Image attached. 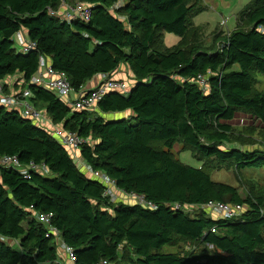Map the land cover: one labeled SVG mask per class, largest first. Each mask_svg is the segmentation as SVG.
<instances>
[{"label":"trees","instance_id":"obj_1","mask_svg":"<svg viewBox=\"0 0 264 264\" xmlns=\"http://www.w3.org/2000/svg\"><path fill=\"white\" fill-rule=\"evenodd\" d=\"M64 1L89 4L90 20L51 15ZM207 10L203 0H0V82L19 74L15 92L27 88L29 101L44 104L55 125L93 142L80 150L84 163L122 193L156 206L111 202L105 186L46 130L0 107V157L48 169L25 178L0 167V235L18 242L0 243V264H64L51 228L73 251L75 264H264L263 199L243 197L211 176L216 165L264 168L263 150L232 144L236 116L264 129V93L253 90V73L264 75V0H251L240 12L239 25L247 30L238 25L229 36L215 32V41L224 39L219 50L203 45L207 28L193 23ZM20 31L35 50L18 51L14 37ZM164 33L178 36L177 45L166 49ZM40 56L64 72L76 92L121 65L129 67L134 85L127 96L106 94L96 112L79 111L30 83ZM199 75L209 78L208 94L194 83ZM118 113L129 116L107 117ZM177 144L193 149L204 167L180 162L171 151ZM207 161L214 164L205 167ZM209 202L246 210L225 220L173 208ZM41 214H52L49 226L38 221ZM184 240L204 248L188 255L162 252Z\"/></svg>","mask_w":264,"mask_h":264},{"label":"built area","instance_id":"obj_2","mask_svg":"<svg viewBox=\"0 0 264 264\" xmlns=\"http://www.w3.org/2000/svg\"><path fill=\"white\" fill-rule=\"evenodd\" d=\"M50 14L58 17L62 21L72 22L74 20L89 21L92 15V8L89 4L80 1H74L72 4L62 2L58 10H49ZM15 45L18 51L22 54H27L36 49V44L29 41L23 32H18L15 37ZM30 83L45 88L56 94L63 102L73 109L79 111L94 112L97 110L98 103L106 94L112 91H117L123 96H127L130 90V85L121 79H116L107 74L100 75V80L95 87L90 90L83 88L76 92L71 87L68 76L64 72L56 71L53 66L46 61V58L40 56L39 67L37 72L32 76ZM194 83H196L204 94L210 91L209 78L204 75H199ZM5 82H0V107H4L8 111H17L21 116L39 128L46 130L59 144H61L69 153L71 158L79 164L86 174L99 180L104 186V196L111 202L116 203L124 200L128 203H134L143 206L147 209H156V206L147 201L144 196L136 194H125L116 188L115 181L110 179L101 171H95L90 165L84 163L80 154L81 148L85 144L93 145L90 139H84L78 133L66 130L61 125H55L46 112L42 113L29 101L30 91L26 88L22 93H5ZM0 167L18 171L23 177L29 178L32 173L42 175L48 174V169L44 165L30 163L29 165L22 164L17 156H2L0 157ZM176 210H180L186 215L189 213L207 212L210 216L216 215L220 219H234L240 217L245 212V207L240 204H225L221 202H209L205 205L197 206H180L174 205ZM40 223L46 226L51 224L52 214H41L36 216ZM51 233L55 240L61 245L62 250L67 255L68 264H75L73 251L67 248L60 242L58 232L51 228ZM215 233V230L212 229ZM0 243L17 246L18 242L0 235ZM102 264H106L103 262Z\"/></svg>","mask_w":264,"mask_h":264},{"label":"rangeland","instance_id":"obj_3","mask_svg":"<svg viewBox=\"0 0 264 264\" xmlns=\"http://www.w3.org/2000/svg\"><path fill=\"white\" fill-rule=\"evenodd\" d=\"M232 1V0H231ZM237 2L236 7L233 8V10H228L226 12H223L221 14L224 17V20H222L220 13L218 16L211 10L208 9L203 13V16L194 18L195 22L198 24H201L205 21L211 22L212 26L215 28L217 25H221L223 27V33L224 36H229L231 32L242 29L247 30L249 28L248 25H239V28L233 29L235 26V18H233V15L237 11L242 10L249 2L250 0H235ZM230 17L231 20L229 22H226L225 18ZM227 23V25H225ZM218 28V27H217ZM205 29V28H204ZM219 30V29H218ZM216 29L215 32H218ZM215 33L208 32V30H205V34L202 38L204 39L203 45H205L206 48H216V50L220 49L223 45V41L219 40L218 42L213 39ZM164 47L171 48L174 45H177L179 42V37L174 34L164 33ZM253 90L255 92H261L264 93V75H260L256 72L253 73ZM127 79L128 85L133 86L134 82ZM45 106L44 104H38L36 109L41 111L42 113L45 112ZM240 118L244 119L245 121L249 122V124H254V120L252 118H249L248 116H236L235 120L232 121V124H234L236 127L234 128V135H233V141L232 144L239 146L241 148L246 149H253L258 148L260 150L264 151V129L259 125L255 124L256 126L250 127L246 125V122H242ZM245 124V126L243 125ZM172 153L175 157L178 158L180 162H182L185 165H188L193 168H203L204 163L203 161L199 160L197 157H195V151L191 148H185L182 149L181 144H177L172 150ZM214 164L213 161H207L205 164V167H208L209 165ZM217 164V163H216ZM217 166V165H216ZM212 170V180L214 182L218 183H224L227 185H231L233 187H236L240 194L245 196H251L253 198L260 197L263 199L264 202V168L259 169H245L242 171L236 170L234 167L231 166H225V167H216ZM262 211L264 213V206L262 208ZM190 215H195L194 213H189ZM210 216V214H208ZM214 218H217L216 215H213ZM264 233V230H263ZM204 248V245L197 244L195 242H190L187 240H184L177 244L176 246H165L162 249L163 253H180L184 255H188L190 253L194 252H200ZM58 254L60 260L64 264H68L69 260L67 258V255L62 251L61 249H58ZM124 256H126L124 254Z\"/></svg>","mask_w":264,"mask_h":264},{"label":"crops","instance_id":"obj_4","mask_svg":"<svg viewBox=\"0 0 264 264\" xmlns=\"http://www.w3.org/2000/svg\"><path fill=\"white\" fill-rule=\"evenodd\" d=\"M251 1V0H250ZM203 2L207 5V8L208 9H211L217 16L219 14H217V12L220 13V16L222 18V20H224V17L221 15L223 14V12H226L228 10H233L234 7H236L237 5V2L235 0H203ZM250 3V2H249ZM248 3V4H249ZM247 4V5H248ZM246 5V6H247ZM244 9V8H243ZM242 9V10H243ZM237 11L235 13V15H233V18H235V26H234V30L238 28V25H239V14L240 12L242 11ZM204 13V12H203ZM203 13H201L200 15L197 16L198 17H201L203 16ZM196 18V17H195ZM226 22H229L231 20L230 17L228 18H225ZM193 23L195 26H205V28H207L208 32H211V33H215V30L219 29L217 33H223V27L221 25H217L215 28L212 26V21L211 22H203L201 24H198L195 22V20L193 19ZM227 25V23L225 24ZM218 27V28H217ZM24 33V32H23ZM216 35V33L214 34ZM131 71L129 69V67L125 66V65H121L119 67V69L113 74V77L116 78V79H126V78H129L132 79V81L134 80V78L132 77L131 75ZM19 79H21V76L18 75H15V76H12V77H8L4 82L6 83L5 86H8V88L10 89V93H15L17 94L18 92H15L14 91V83L16 81H19ZM100 80V76H96L94 79H92L91 81H89L84 87L83 89L84 90H90L92 89L93 87H95L97 85V83L99 82ZM134 82V81H133ZM21 83V80L19 82V84ZM45 109V108H44ZM96 112V111H95ZM129 116V113H126V114H123V113H118V114H111V115H108L107 117L109 119H117V118H122V117H126V116ZM240 120H242L241 123L245 122L244 119L240 118ZM78 156H80V154H78Z\"/></svg>","mask_w":264,"mask_h":264}]
</instances>
